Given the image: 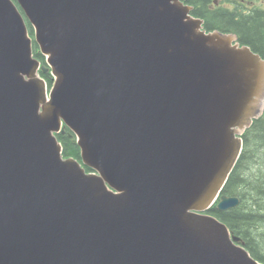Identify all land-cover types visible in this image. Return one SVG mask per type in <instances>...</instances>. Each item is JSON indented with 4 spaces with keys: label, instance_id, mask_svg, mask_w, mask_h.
Listing matches in <instances>:
<instances>
[{
    "label": "water",
    "instance_id": "1",
    "mask_svg": "<svg viewBox=\"0 0 264 264\" xmlns=\"http://www.w3.org/2000/svg\"><path fill=\"white\" fill-rule=\"evenodd\" d=\"M190 11L0 0V264H264L208 213L239 205L222 190L264 112V59Z\"/></svg>",
    "mask_w": 264,
    "mask_h": 264
},
{
    "label": "trees",
    "instance_id": "2",
    "mask_svg": "<svg viewBox=\"0 0 264 264\" xmlns=\"http://www.w3.org/2000/svg\"><path fill=\"white\" fill-rule=\"evenodd\" d=\"M190 2L193 4L194 0ZM197 14L203 17L204 9H200ZM197 14L192 13L193 16ZM250 14V17L235 21L234 15L217 10L212 13V17L220 21L224 29H234L240 35L241 41L264 59L263 14L257 11ZM27 27L32 36L31 27ZM33 56L44 64V57L34 43ZM40 76L49 87L52 85L49 73H40ZM56 137L62 146L63 156L80 161V150L73 141L75 137L71 131L65 128L64 132ZM242 141L240 158L222 190V195L239 198V205L227 211H218L214 204L208 213L224 223L231 234L239 237L244 243V248L254 259L264 263V112L244 132ZM86 172L90 173L92 170L86 168Z\"/></svg>",
    "mask_w": 264,
    "mask_h": 264
},
{
    "label": "flooded vegetation",
    "instance_id": "3",
    "mask_svg": "<svg viewBox=\"0 0 264 264\" xmlns=\"http://www.w3.org/2000/svg\"><path fill=\"white\" fill-rule=\"evenodd\" d=\"M190 1L187 0L185 2L192 6L191 14L193 12L197 14L200 9H204L203 17L198 14L194 15L195 18L201 21L203 30L207 33L217 31L223 34H232L240 45L247 44L241 41L240 35L234 29H224V25L220 21L213 19L212 13L217 10H224L234 15L233 20L237 21L240 18L250 17L252 15L250 13L257 11L261 12L264 18V0H194L193 4ZM208 25H211V27Z\"/></svg>",
    "mask_w": 264,
    "mask_h": 264
}]
</instances>
